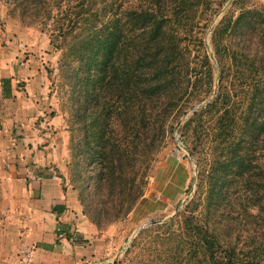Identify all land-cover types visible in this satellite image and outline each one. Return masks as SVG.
<instances>
[{
    "label": "rangeland",
    "instance_id": "374dc122",
    "mask_svg": "<svg viewBox=\"0 0 264 264\" xmlns=\"http://www.w3.org/2000/svg\"><path fill=\"white\" fill-rule=\"evenodd\" d=\"M253 7L264 9V0L236 3L228 0L206 26L202 24L208 12L204 8L192 19L189 35L181 36L180 48L190 60L185 87L168 92L149 116L155 119V124L145 134L155 136L160 148L151 163L143 197L123 218L104 221L99 229L95 226L103 241L102 253L96 261L168 264L170 253L156 239L162 228L139 236L138 233L177 215L181 219L180 212L196 195L199 208L204 204L211 168L229 149L224 140L227 130L223 132L228 123L232 128L229 138L250 147L244 151L255 161V167L249 175L246 173L242 179L234 176L231 184L223 186L229 201L221 203L212 219L217 225L230 221L222 232L239 246L246 249L258 246L262 220L241 219V212L242 206L249 207L251 191L261 192L264 183V133L256 126L249 132L242 128L245 118L251 120L244 113L251 103L253 84L257 80L264 84V17L250 19L242 34L237 29L233 32L225 29L227 16L235 18L242 9ZM20 16L9 11L5 0H0V264H8L11 256L20 258L25 247L21 233L32 222L34 203L23 183L24 178L28 179L26 170L19 171L22 163H27V169L39 164L45 176L62 188L71 189L73 205L89 219L88 212L98 208L104 197H110L104 180L109 166L104 153L110 146L102 151V137H116L123 132L130 141L134 134L128 126L121 131L120 126H115L120 119L126 122L134 119L130 112L133 101H128V93L118 85L125 66L118 68L113 81L119 86L116 96L111 97L109 85L104 87V83L76 84L73 81L76 64L64 67L61 50L51 42L49 24ZM127 59L133 66V57ZM76 75L78 78L79 73ZM5 78L11 83L10 97L3 96L1 80ZM200 90L204 95L197 98ZM207 103H215L209 112L211 118L207 114L197 123L193 111H199ZM128 105L129 111L120 116L114 111L115 107L122 111ZM259 105L255 109L257 114ZM227 111L233 117H224ZM262 117L264 113L256 121ZM216 120V124L220 122L214 127ZM41 174L44 175L42 170ZM247 178L248 183H244ZM248 209L256 214L253 207ZM135 237L140 244L130 253L126 249Z\"/></svg>",
    "mask_w": 264,
    "mask_h": 264
},
{
    "label": "trees",
    "instance_id": "16d2710c",
    "mask_svg": "<svg viewBox=\"0 0 264 264\" xmlns=\"http://www.w3.org/2000/svg\"><path fill=\"white\" fill-rule=\"evenodd\" d=\"M226 1L139 0L136 3L137 0H5L9 11L19 13L20 17H30L44 25L49 24L51 42L61 50L64 67L72 62L76 64L73 75L76 84L104 83V87L109 85L111 97L117 95L116 91L121 85V90L128 93V101H133L130 111L133 122L120 119L115 125L120 126V131L126 126L134 130L132 139L129 141L127 133L125 135L123 132L116 137H102V151L110 146L104 153L109 161L104 180L110 197H104L98 208L88 212L89 220L98 229L104 221L109 223L126 216L143 197L151 163L160 148L155 136L148 137L145 134L155 124V119L149 116L168 92L185 87L184 80L190 71V60L180 48V38L189 35L192 19L197 13L204 8L208 10L202 23L206 26ZM239 1L231 0V3ZM263 11L253 7L242 9L235 18L227 16L225 29L232 32L237 29L242 34L250 19L264 17ZM128 56L133 57V66ZM205 59L208 60L207 56ZM121 66H125L124 76L117 86L113 83ZM253 87L251 103L244 113L251 120L245 118L242 129L249 132L252 126H256L258 131L264 133V117L256 121V117L264 113V84L260 85L257 80ZM2 88L3 96L10 97L9 79L2 80ZM196 95L200 98L204 91L200 90ZM259 103L257 114L255 109ZM214 105L207 103L199 111H193V119L199 123L207 114L211 118L209 112ZM129 108L130 105L124 106L121 111L115 107L114 111H118L120 116ZM224 114V117H233L229 111ZM222 119L220 117L218 120ZM218 120L213 122L214 127L218 126ZM226 130L228 137L224 136V140L229 149L226 156L216 161L211 168L210 188L204 204L199 208L200 200L196 195L180 212L181 219L177 215L138 233L139 236L162 228L156 234V239L163 244L164 251L168 249L170 253L168 264H264V183L261 192L253 190L250 193L249 207H253L256 214L245 206H242L241 212V219L258 217L262 220L263 232L257 247L246 249L239 246L232 237L222 232L229 227L230 221L225 220L217 225L212 219L221 203L229 201L223 186L231 184L234 176L242 179L246 173L249 175L255 167V161L244 151L250 147L233 137L229 138L232 133L230 123L223 132ZM249 179L244 183H248ZM247 209L250 212L248 214ZM137 237L126 251L132 253L133 247L139 246Z\"/></svg>",
    "mask_w": 264,
    "mask_h": 264
},
{
    "label": "crops",
    "instance_id": "0c3cea01",
    "mask_svg": "<svg viewBox=\"0 0 264 264\" xmlns=\"http://www.w3.org/2000/svg\"><path fill=\"white\" fill-rule=\"evenodd\" d=\"M26 164L22 163L19 171L32 174L31 177L25 172L28 179L24 178L23 183L34 205L32 222L21 233V243L32 251L25 264H106L107 260L96 261L102 253L100 231L73 205L71 189H64L45 176L39 164L30 169ZM8 264H21L20 258L11 256Z\"/></svg>",
    "mask_w": 264,
    "mask_h": 264
},
{
    "label": "built area",
    "instance_id": "2783aa9c",
    "mask_svg": "<svg viewBox=\"0 0 264 264\" xmlns=\"http://www.w3.org/2000/svg\"><path fill=\"white\" fill-rule=\"evenodd\" d=\"M58 236H61V233H58ZM31 248L29 247H24L23 252L20 257V263L25 264L29 261L30 255H31Z\"/></svg>",
    "mask_w": 264,
    "mask_h": 264
}]
</instances>
